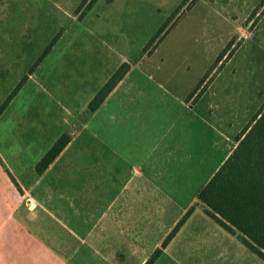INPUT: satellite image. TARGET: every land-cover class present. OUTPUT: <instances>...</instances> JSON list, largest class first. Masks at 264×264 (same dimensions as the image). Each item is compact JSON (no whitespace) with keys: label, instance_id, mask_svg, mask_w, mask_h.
<instances>
[{"label":"rangeland","instance_id":"obj_1","mask_svg":"<svg viewBox=\"0 0 264 264\" xmlns=\"http://www.w3.org/2000/svg\"><path fill=\"white\" fill-rule=\"evenodd\" d=\"M3 3L5 10L0 6V14L4 13V23L0 25L8 27L21 53L13 55L17 59H12V69L0 70V109L24 81L0 112V156L12 175L27 178L21 182L23 189L15 183L26 196L23 206L36 201L32 176L40 159L66 132L75 137V146L82 143L90 101L124 63L133 66L128 82L134 83L139 75L148 81L150 64H186V78L198 80L190 93L207 72H212L211 82L240 81L245 85L244 101L238 100L237 93L232 104L245 109L249 121L264 106V0H0V5ZM165 25L166 33L153 45V38ZM230 41L234 42L231 55L227 57L228 52L218 62ZM141 68L149 71L138 73ZM144 90L141 108L150 110V86ZM105 118L111 121L112 115L105 113ZM233 120L230 136L235 139L246 124L242 115ZM233 142H225L220 155ZM214 161L211 158L207 165L197 166L193 182L180 184L184 196L175 197L176 204L171 203L167 212L151 213L154 226L147 236L150 257L161 249L154 264H264L238 230L225 229L197 201V188L212 178L203 182L213 171ZM151 201L159 205V198L152 197ZM195 201V209L163 247ZM0 208L4 215L6 209L2 204ZM100 216H91L88 222L90 240L98 238L105 221H109ZM62 223L66 227L65 221ZM49 231L46 229L44 235L49 236ZM66 231L60 227L59 237H66ZM122 243L123 260L117 263L139 264L142 255L127 253L130 243Z\"/></svg>","mask_w":264,"mask_h":264},{"label":"crops","instance_id":"obj_2","mask_svg":"<svg viewBox=\"0 0 264 264\" xmlns=\"http://www.w3.org/2000/svg\"><path fill=\"white\" fill-rule=\"evenodd\" d=\"M7 28L0 25V70L12 69L13 55L21 53ZM142 71L149 70L138 73ZM133 72L130 66L97 110L87 108L82 143L75 146L68 133L71 140L59 156L43 173H33L34 204L22 205L26 196L15 183L23 189L27 178L12 175L0 156V204L6 209L1 215L0 208V264H118L124 240L131 248L126 252L140 253L139 264H145L150 258L147 236L154 226L151 213L167 212L175 197L184 196L180 184L193 182L197 166L215 158L207 182L234 151L233 118L242 115L244 124L250 119L245 109L232 104L237 93L244 101L243 83L214 79L195 100L187 98L198 80L186 78V64H150L148 81L136 76L137 85L128 82ZM148 86L150 110H144L141 100ZM228 140H234L231 148L220 155ZM152 197L159 198V205L150 202ZM96 215L109 221L90 240L88 222ZM60 227L67 230L66 237H59Z\"/></svg>","mask_w":264,"mask_h":264},{"label":"trees","instance_id":"obj_3","mask_svg":"<svg viewBox=\"0 0 264 264\" xmlns=\"http://www.w3.org/2000/svg\"><path fill=\"white\" fill-rule=\"evenodd\" d=\"M254 25L255 21L252 22L251 27ZM164 29H166V25L153 38V45L159 44L166 33ZM233 44V41L229 42L219 55L218 62L230 52ZM50 48L51 45L43 53V57ZM230 55L231 52L227 57ZM36 63L38 64V61ZM129 69L130 66L124 63L114 72L90 101L88 105L90 111L98 109L117 84L126 76ZM211 73L207 72L204 75L187 99L193 97L196 100L204 93L213 79ZM22 82L9 95L0 112L12 100ZM70 140L71 136L68 133L62 134L36 165L37 172L43 173L65 149ZM236 141V148L199 191L198 199L210 217L229 231L236 232L238 230L243 242L264 259V106L246 124L236 137ZM194 209L195 205L188 209L163 242V247ZM160 252L161 249H158L145 264H154Z\"/></svg>","mask_w":264,"mask_h":264}]
</instances>
